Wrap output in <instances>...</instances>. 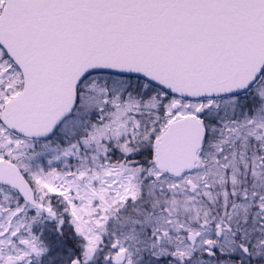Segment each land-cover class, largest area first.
<instances>
[{
	"label": "snow or ice",
	"instance_id": "obj_1",
	"mask_svg": "<svg viewBox=\"0 0 264 264\" xmlns=\"http://www.w3.org/2000/svg\"><path fill=\"white\" fill-rule=\"evenodd\" d=\"M0 264H264V0H0Z\"/></svg>",
	"mask_w": 264,
	"mask_h": 264
}]
</instances>
